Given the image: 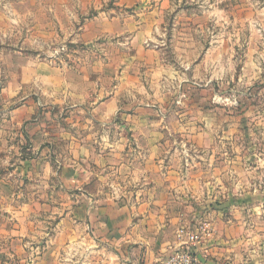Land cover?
Returning <instances> with one entry per match:
<instances>
[{
	"label": "crops",
	"instance_id": "0c3cea01",
	"mask_svg": "<svg viewBox=\"0 0 264 264\" xmlns=\"http://www.w3.org/2000/svg\"><path fill=\"white\" fill-rule=\"evenodd\" d=\"M5 1L20 19L50 11L57 42L93 47L72 66L0 52V264H164L181 230L198 234L203 264H264V182L239 176L262 159L227 157L219 186L212 162L181 148L216 149L204 108L182 98L183 0L93 2L81 23L92 0Z\"/></svg>",
	"mask_w": 264,
	"mask_h": 264
},
{
	"label": "rangeland",
	"instance_id": "374dc122",
	"mask_svg": "<svg viewBox=\"0 0 264 264\" xmlns=\"http://www.w3.org/2000/svg\"><path fill=\"white\" fill-rule=\"evenodd\" d=\"M78 1L69 0L73 5ZM93 2L102 4V0L89 2L90 6L76 15V22L94 16ZM175 4L185 9L176 19L175 37L181 39L176 42L177 51L194 60L185 64L193 83L182 98L204 108L216 139L215 154L186 145L181 148L186 157L201 155L203 164L212 162L214 172L217 171L212 174L213 181L217 179L219 186H230L227 157L245 153L252 162H264V0H183ZM9 7L0 0V52L22 47L28 56L52 59L62 66L80 65V59L92 54V44L56 41V26L51 23L54 15L50 11L39 9L20 19L10 13ZM60 17L63 21L72 20L69 16ZM174 18L172 11L166 15V39L175 31H171ZM164 54L169 60L176 59L173 47H167ZM262 169L263 172L251 170L250 174L240 172L239 176L248 184H261ZM2 228L8 231V226L0 223V232Z\"/></svg>",
	"mask_w": 264,
	"mask_h": 264
},
{
	"label": "built area",
	"instance_id": "2783aa9c",
	"mask_svg": "<svg viewBox=\"0 0 264 264\" xmlns=\"http://www.w3.org/2000/svg\"><path fill=\"white\" fill-rule=\"evenodd\" d=\"M180 234L185 235L187 240L182 242L180 248L173 252L164 264H203L194 252V244L197 242L198 234L185 230H181Z\"/></svg>",
	"mask_w": 264,
	"mask_h": 264
}]
</instances>
